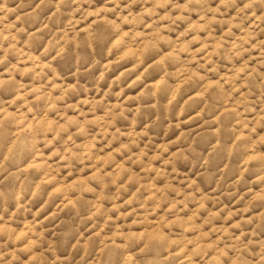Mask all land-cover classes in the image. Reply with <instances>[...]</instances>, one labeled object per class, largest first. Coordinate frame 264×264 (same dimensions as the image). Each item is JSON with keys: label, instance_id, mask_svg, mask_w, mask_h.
Returning <instances> with one entry per match:
<instances>
[{"label": "rangeland", "instance_id": "rangeland-1", "mask_svg": "<svg viewBox=\"0 0 264 264\" xmlns=\"http://www.w3.org/2000/svg\"><path fill=\"white\" fill-rule=\"evenodd\" d=\"M0 264H264V0H0Z\"/></svg>", "mask_w": 264, "mask_h": 264}]
</instances>
